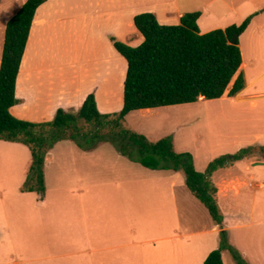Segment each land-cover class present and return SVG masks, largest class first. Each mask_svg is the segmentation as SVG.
Wrapping results in <instances>:
<instances>
[{
    "label": "crops",
    "instance_id": "obj_1",
    "mask_svg": "<svg viewBox=\"0 0 264 264\" xmlns=\"http://www.w3.org/2000/svg\"><path fill=\"white\" fill-rule=\"evenodd\" d=\"M25 1L0 0L1 33ZM192 11H200L197 19L200 33L238 25L251 17L238 37L244 88L234 96L218 99H228L247 122L250 117L264 116V0H47L34 14L16 76L17 103L10 107V113L29 122L50 121L57 109L77 112L89 93L94 94L100 113L120 111L127 63L114 48L111 38L136 47L143 41L133 22L136 14L152 12L160 24L175 25L182 14ZM1 55L2 50L0 61ZM204 100L207 99L200 97L198 101ZM135 111L138 110L128 113L125 120ZM105 144L83 150L66 139L56 142L47 152L43 197L34 191H21L36 194L37 202L34 200L29 208L2 209L5 223L0 222V264H40L51 259L60 264L64 261L121 264L120 260L126 259L124 253L136 245L129 238L131 232L133 236L136 232L138 194L149 191L162 201L169 190L173 194L174 187L171 184L167 188L169 175L157 169H151L145 176L131 173L127 166L124 176H113L106 175L103 168L91 173L87 166L81 167L83 173L78 174L77 155L82 166L88 165L91 159L103 154L100 149ZM117 155V158L123 156ZM255 162L246 158L236 161L228 167V177H222L220 183L214 182L212 176L221 169L212 174L217 204L224 217L220 225L212 221L216 231L221 228L227 231L229 244L249 264H264V187L261 186L264 178L258 181L253 174L246 175L255 166L264 167ZM30 164L31 154L27 171ZM233 168L235 172H231ZM64 177L67 183H63ZM50 189L60 196L78 195L72 203L79 202V207L47 204ZM5 191L1 189L0 195ZM220 194L226 199L228 213L219 203ZM75 214L82 215V223L76 221L77 225L72 226L71 221L77 218ZM61 217L69 221L63 222ZM18 225L23 228L13 230ZM14 232L17 239L13 237ZM38 240H43L44 250L51 254L41 253ZM18 245L26 247L27 252L19 253ZM217 247L213 245L205 251L201 264Z\"/></svg>",
    "mask_w": 264,
    "mask_h": 264
},
{
    "label": "trees",
    "instance_id": "obj_2",
    "mask_svg": "<svg viewBox=\"0 0 264 264\" xmlns=\"http://www.w3.org/2000/svg\"><path fill=\"white\" fill-rule=\"evenodd\" d=\"M47 0H26L7 22L0 61V139L26 145L31 154L22 191L45 192L44 159L61 140H72L79 148L91 150L103 142L112 143L118 152L149 169L181 171L190 192L206 207L220 225L223 214L217 204V188L212 174L248 157L253 147L220 155L203 172L196 170L190 152H176L171 135L150 141L145 135L124 126L125 116L134 110L193 103L204 99L231 97L245 85L239 35L251 17L200 33V11L186 12L175 25L160 24L152 12L133 17L143 41L136 47L111 38L117 52L126 60L123 106L114 113H100L95 96L89 93L77 112L57 109L46 122H29L14 117L9 109L17 103L15 83L29 30L39 5ZM236 36L235 42L232 38ZM86 125L83 128L82 125ZM227 249L236 264H249L228 242L227 231H220L218 247L203 264H223L221 251Z\"/></svg>",
    "mask_w": 264,
    "mask_h": 264
},
{
    "label": "rangeland",
    "instance_id": "obj_3",
    "mask_svg": "<svg viewBox=\"0 0 264 264\" xmlns=\"http://www.w3.org/2000/svg\"><path fill=\"white\" fill-rule=\"evenodd\" d=\"M3 39L4 31L0 32V53ZM81 125L83 128L87 127ZM124 126L145 135L152 141L171 135L176 152H190L194 157L196 169L201 172L217 156L234 153L248 146L253 147L246 157L248 161H264V145L259 144L264 143V116L250 117L247 122L233 109L228 99L169 105L153 108L152 111L147 112L138 110L126 117ZM254 142L259 143L254 144ZM100 150L103 154L97 159H91L88 165L84 166L80 164L79 154L77 155L78 174L83 173L81 167L87 166L91 173L103 168L106 175L113 176H124L127 166L131 173L136 172L138 175L146 176L152 172L151 169L125 156L120 155L117 158L119 152L110 142H106ZM29 163L30 151L26 145L0 139V190L7 191L0 195V222L3 224L5 219L2 218L5 212L2 209L29 208L34 200L37 202L36 192L31 195L21 193ZM234 168L230 171L235 172ZM157 170L169 175L167 188L173 184V194L171 195L169 190L162 196V201L155 193L149 191L142 190L138 194L136 232L135 236L131 232L129 238L134 240L136 245L131 246L127 253H124L126 259L120 260L121 264H201L205 251L213 245L218 246L222 228L220 231L215 230V224L207 209L186 187L181 171ZM247 174H253L255 180L261 181L264 178V167L255 166L251 171L246 172ZM224 176L228 177V168L216 171L212 179L220 183ZM62 181L67 183V178L64 177ZM49 191L47 204L52 203L60 207L73 204L79 207V202L72 203L79 198L78 195L66 197V194L60 196L55 192L56 190ZM225 202L226 199L220 194L219 203L228 213ZM91 209L90 207L89 210ZM75 216L77 218L71 221L72 226L77 225L76 221L82 223V215L75 214ZM85 216L90 218V215L85 214ZM61 219L63 222L69 221L68 218L61 217ZM62 225L64 226V223ZM22 228L23 226L18 225L16 229L13 227V230L18 231ZM5 233L3 229V235ZM13 237L17 239L15 232ZM38 243L43 255L51 254L44 250L43 240H38ZM26 249L18 245L17 251L25 254ZM221 253L224 264H236L227 249L222 250ZM53 263L60 264L55 259L44 260L40 264ZM62 263L72 264L67 261Z\"/></svg>",
    "mask_w": 264,
    "mask_h": 264
},
{
    "label": "water",
    "instance_id": "obj_4",
    "mask_svg": "<svg viewBox=\"0 0 264 264\" xmlns=\"http://www.w3.org/2000/svg\"><path fill=\"white\" fill-rule=\"evenodd\" d=\"M235 40H236V36H234L233 38H232V43L233 42H235ZM256 164H262V165H264V161H258V162H255Z\"/></svg>",
    "mask_w": 264,
    "mask_h": 264
},
{
    "label": "built area",
    "instance_id": "obj_5",
    "mask_svg": "<svg viewBox=\"0 0 264 264\" xmlns=\"http://www.w3.org/2000/svg\"><path fill=\"white\" fill-rule=\"evenodd\" d=\"M261 186L264 187V181L261 183Z\"/></svg>",
    "mask_w": 264,
    "mask_h": 264
}]
</instances>
